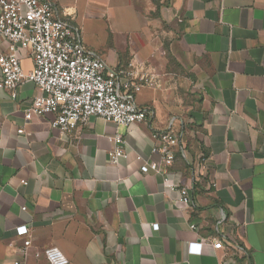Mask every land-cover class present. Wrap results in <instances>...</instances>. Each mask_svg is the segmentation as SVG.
I'll use <instances>...</instances> for the list:
<instances>
[{"label": "crops", "instance_id": "1", "mask_svg": "<svg viewBox=\"0 0 264 264\" xmlns=\"http://www.w3.org/2000/svg\"><path fill=\"white\" fill-rule=\"evenodd\" d=\"M52 3L109 67L149 78L134 95L146 115L129 126L92 116L63 134L51 114L24 118L32 81L15 98L0 89V264H47V246L67 264H264V0ZM16 54L30 71L29 51ZM160 131L178 139L162 171L179 175L188 205L140 170L159 160ZM194 241L201 252H188Z\"/></svg>", "mask_w": 264, "mask_h": 264}, {"label": "built area", "instance_id": "2", "mask_svg": "<svg viewBox=\"0 0 264 264\" xmlns=\"http://www.w3.org/2000/svg\"><path fill=\"white\" fill-rule=\"evenodd\" d=\"M0 34L9 41L10 50L0 53V89L10 90L11 97L15 98L18 86L32 81L40 91L26 108L25 119L51 114V127L63 134L72 132L92 116L124 126L145 119L146 111L136 104L134 95L149 83V78L136 77L131 70L109 67L102 57L81 43L67 20L55 15L52 0H0ZM18 48L28 50L32 57L33 67L28 72L20 65ZM152 136L159 141L153 149L159 160L142 164L141 172L161 173L165 186L178 193V202L188 205L191 197L179 175L162 171L174 159V151L179 146L177 137L167 131L155 132ZM107 140L114 144L108 152L109 161L117 163L124 156L123 136L114 133ZM14 231L24 235L28 229L21 225ZM29 244L30 239H25L21 252L25 254ZM202 245L201 241L189 242L188 252L199 253ZM222 245L221 239L212 243L214 248ZM43 255L47 264L68 263L56 246L44 248ZM13 264L23 263L14 260Z\"/></svg>", "mask_w": 264, "mask_h": 264}]
</instances>
